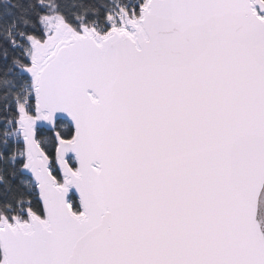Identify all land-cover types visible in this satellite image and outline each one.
<instances>
[{"label":"snow or ice","instance_id":"snow-or-ice-1","mask_svg":"<svg viewBox=\"0 0 264 264\" xmlns=\"http://www.w3.org/2000/svg\"><path fill=\"white\" fill-rule=\"evenodd\" d=\"M0 264H264V0H0Z\"/></svg>","mask_w":264,"mask_h":264}]
</instances>
